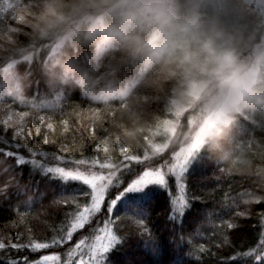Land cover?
<instances>
[{
    "label": "trees",
    "instance_id": "obj_1",
    "mask_svg": "<svg viewBox=\"0 0 264 264\" xmlns=\"http://www.w3.org/2000/svg\"><path fill=\"white\" fill-rule=\"evenodd\" d=\"M71 4L72 0H21L12 7L18 16L10 20L8 37L0 38V108L27 112L18 121L25 139L38 146L43 136H49L46 149L59 153L65 147L73 159L113 160L122 157V148L127 153L142 150L147 135L162 122L175 85L183 87L186 80L180 71L169 77L163 66L144 64L118 48L99 53L103 46L86 39V24L51 54L46 43L41 44L42 34L57 26ZM241 11L243 15L234 14L232 19L250 21L252 28L254 13L249 16L244 8ZM5 28L4 24L1 29ZM26 47L36 49L6 69ZM126 104L135 110L137 122L123 114ZM254 109L237 113L203 147L187 177L190 207L180 219L173 212L170 216V193L156 186L136 201L146 216L125 217L124 205H118L119 217L115 212L112 215L122 240L108 252L105 264H255L248 256L254 254L250 249L256 244L264 214V199L255 202L256 197L264 198V125L253 118ZM93 110L99 115L91 116ZM48 123L52 129L46 127ZM132 167L137 170L136 165ZM122 172L127 174V169ZM16 179L18 185L0 194V241L7 245L0 251V264H26L23 257L31 261L53 252L67 254L69 243L63 249L29 251L12 249L9 241L27 244L64 235L61 229L70 214L89 199L80 195L87 186L63 181L29 163L20 166ZM105 218L102 207L91 221L98 225ZM220 224L226 228V241L213 236ZM82 234L92 235L89 225L78 229L71 243Z\"/></svg>",
    "mask_w": 264,
    "mask_h": 264
},
{
    "label": "rangeland",
    "instance_id": "obj_2",
    "mask_svg": "<svg viewBox=\"0 0 264 264\" xmlns=\"http://www.w3.org/2000/svg\"><path fill=\"white\" fill-rule=\"evenodd\" d=\"M20 1L21 0H0V38L4 39L3 37H8L9 33L7 31L9 30H7V27L12 26L10 20L15 19V17L18 16L17 12L12 10V7L15 4L20 3ZM177 6L181 13L185 15L196 14L201 16L207 22L215 23V25L224 30L229 46L233 47L234 44V48L241 59L253 63L257 67L258 71L264 70V0H178ZM71 8L72 9L67 15L60 18L56 27L51 28L50 31H44L42 34L41 44L46 43L51 54H55L67 40L71 39L72 34L76 32L81 25L86 24L89 27L90 25L102 22L105 19L101 16L103 9L99 4V0H72ZM242 8L245 9L249 16H252V13H254L255 19L252 28H250V21H247V23L246 20H244L242 23H240V21L236 22L232 19L234 14L239 17L241 14L243 15V12L241 11ZM107 19L110 20L113 19V17H108ZM4 24L6 25V28L1 29ZM248 31L249 33L246 35V32ZM26 48L20 49L18 51L17 57H15V59H13V61L7 65L6 69H9L12 65H14V63L19 58H27V56L31 55V53L36 49L31 47ZM98 51L101 53L104 51V47L99 48ZM261 87L264 88V81H261ZM185 88L186 84L183 87L175 85L173 89V95L167 104L168 107L165 108L166 113L162 119V122L155 127L150 136L147 135L142 150L140 148L133 153L126 152L127 155L143 156L144 154H147L149 155V159L145 160L144 164L152 163L154 166H159V162L162 158H170V154H181L188 152L193 148L196 149L195 155L198 157L203 147L207 143L215 140L216 136L223 130V128L232 122L234 116L237 113H240L246 109L244 108L239 112L228 113L225 107L222 105L213 104L206 100H190L184 95ZM124 95H126L125 92ZM126 106L127 108L123 107L124 110L122 111L125 117H127L129 120L137 122L138 115L135 114V110L127 104ZM116 108L117 105H114L113 109ZM217 114L225 116L229 122L226 124L219 123L215 119ZM251 114L257 123L264 125V109L255 108ZM9 115L12 116L11 123L18 128V121L22 118V116L14 111L9 110L8 107L3 110L0 108V118L4 120L7 119ZM90 115L95 117L99 115V113L93 110ZM22 131L24 130L22 129ZM21 135L25 137L23 133H21ZM48 137L49 136H47V138ZM17 139L20 141L21 145H30L32 148L37 150V152H49L48 157H40L38 155L35 157H30L26 154L27 149H22L26 160H36L34 163L29 162V164L37 169H40L43 173H49L47 169L49 167L56 166L67 168L79 167L81 170H97V168L91 164L74 165L72 161L76 159L66 155V152L70 153L67 148L66 151L59 153L56 152L57 155H64L66 158H69L66 162H61L52 158V151L46 149L47 144L43 143V139H41V141L38 143V146H36L35 143L29 139H21L19 136ZM61 148L65 147H60L59 149ZM94 158L98 159L100 162L110 163L113 165H117L123 161V157L113 160H101L97 157ZM83 159L88 161L90 158L87 157ZM124 163L127 162L124 161ZM133 165H136L137 171H139L144 166L143 164L137 165L136 162H132L130 167ZM113 170L116 171V176L113 177L114 185L117 179L120 177L122 171L126 169L121 168L116 170L105 168L99 171L107 173L108 171ZM52 175L56 176L55 174ZM166 178L168 180V187L162 189L167 190L171 197L178 199L181 193L178 191L173 181V177L171 174H168ZM172 185L174 191L171 190ZM112 186H109V189L105 193V197ZM183 195L189 204L187 186ZM256 199L257 201H261L264 198L259 196L256 197ZM90 202L91 200L89 197L86 203L90 204ZM83 205L80 207L81 210ZM102 207L103 204L101 209ZM96 214L91 218V220L96 216ZM173 217L178 219L181 218L175 212H173ZM102 224L103 221L98 225L102 226ZM262 224H264V214L259 219V234L264 231L261 227ZM108 228L110 232H114L117 235L114 223L109 225ZM213 236L219 241H226L228 236L226 235L225 226H222V224L215 226V232L213 231ZM261 238L264 239V235H262ZM94 242V234L92 233V235L89 236V239L86 240L85 246H83L81 249H76L73 255L69 256L68 253L65 255L60 254L62 264H73V262L77 260V257L82 252L84 253V259L87 261L88 258L92 256V251L89 246ZM258 247L259 245H257V248ZM5 249L6 248L0 249V251H4ZM251 252L255 253V249H251ZM11 262L18 263L20 261L14 260ZM49 264H55V262H49Z\"/></svg>",
    "mask_w": 264,
    "mask_h": 264
},
{
    "label": "clouds",
    "instance_id": "obj_3",
    "mask_svg": "<svg viewBox=\"0 0 264 264\" xmlns=\"http://www.w3.org/2000/svg\"><path fill=\"white\" fill-rule=\"evenodd\" d=\"M99 4L105 19L88 27L87 40L118 48L144 64L161 65L169 77L180 71L186 80L184 95L190 100L222 105L228 113L264 109V70L241 59L215 23L181 13L178 0H99ZM215 119L229 122L219 114Z\"/></svg>",
    "mask_w": 264,
    "mask_h": 264
},
{
    "label": "snow or ice",
    "instance_id": "obj_4",
    "mask_svg": "<svg viewBox=\"0 0 264 264\" xmlns=\"http://www.w3.org/2000/svg\"><path fill=\"white\" fill-rule=\"evenodd\" d=\"M21 116H27V112L20 113ZM12 116L9 115L7 119L0 121V178H3L0 183L5 185L0 187V194H4L8 187L14 184L18 185L16 176L18 175V169L21 165L29 162H35L36 160H26L25 154L22 149L26 148V154L30 157L40 156L48 157V151H39L32 148L30 145H21L17 137L21 139L25 138L21 135L22 130L18 129L11 123ZM43 121V117H40ZM48 129H52L53 125L48 123L46 125ZM9 130L10 134H9ZM36 134H40V129H36ZM28 136L32 135L27 133ZM43 143L48 144L49 140L47 136H43ZM96 150H99V145H96ZM61 152L66 151V148H61ZM123 161L117 165L110 163L100 162L96 158H90L88 161L84 159H76L72 161L74 165L91 164L97 168L96 171L81 170L79 167L67 168V167H49L47 171L55 174L63 181H76L82 182L87 186V190L80 193L81 196L90 197V204L83 205L82 210L77 205V211L70 214L68 217V223L64 225L61 231L64 235L59 237L53 236L48 240L34 242L29 240L27 244L23 243H11L12 249L27 248L29 251H39L47 248H60L63 249L65 243H69L70 250L68 255L74 254L76 249H81L86 244L88 236L83 234L76 240L74 245L71 243L73 240V234L78 229H84L86 225H89V231L94 234V243L89 247L92 251V256L86 261L84 259V253L82 252L77 260L73 264H105L107 253L119 243L122 238L116 235L114 232H110L108 226L114 223L113 213L119 217L120 210L118 205H124L123 214L125 217L146 216L143 207L136 203L137 200L147 196L150 192V186L156 185L161 188L168 187L167 175L171 174L173 181L181 193L178 199L171 197L170 203L172 208L170 209V216L172 212H175L179 217L183 216L186 208L190 207L187 203L183 193L186 189V178L192 171V164L198 162L200 159L195 155L196 149H190L188 152L181 154H170V158H162L159 162V166H154L152 163L144 164L145 160L149 159V155H127L125 149H120ZM51 156L54 160L66 162L69 158L64 155H57L56 152H52ZM126 161L127 163H124ZM132 162H136L137 165L143 164V168L139 171L134 167H130ZM127 169V174L121 173V177L124 180L123 184H120L117 179L114 191H108L109 199L105 201V193L109 189V186L113 185V177L116 176V171H108L107 173L101 172L102 169ZM132 194V195H130ZM260 203L261 201H255ZM25 205L29 201L23 202ZM67 203V201H65ZM103 204V211L106 219L103 220L102 226L93 224L91 218L101 210ZM228 227H232V224H228ZM264 230V224L261 225ZM264 235V231L258 234L256 245L253 246L255 253L251 256L255 260V264H264V239L261 236ZM16 239L19 240V234ZM257 245L259 247L257 248ZM7 245L0 241V249L5 248ZM251 250V249H250ZM26 264H49V262H55V264H62L61 256L58 252L50 254H42L31 261L27 257H23ZM233 259H236L235 257Z\"/></svg>",
    "mask_w": 264,
    "mask_h": 264
}]
</instances>
